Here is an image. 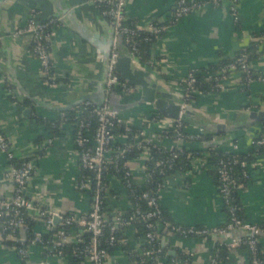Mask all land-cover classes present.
Masks as SVG:
<instances>
[{"label":"crops","instance_id":"1","mask_svg":"<svg viewBox=\"0 0 264 264\" xmlns=\"http://www.w3.org/2000/svg\"><path fill=\"white\" fill-rule=\"evenodd\" d=\"M199 4L188 15L177 20L165 33L157 37L142 66L151 73L154 81L182 100L181 82L194 70L204 69L220 60H229L236 54L249 51V66L256 73H264V0H193ZM176 0H127L126 16L135 24L146 26L152 22H169ZM234 7L237 18L231 14ZM71 16L68 14L71 13ZM35 15L37 20L56 18L49 51L57 79L54 87L48 86L42 76L39 62L30 56L31 36H12ZM65 23L59 18L65 17ZM89 34L98 36L99 43L108 40L111 29L98 8L90 0H0V129L18 160L31 159L35 170L27 196L43 207L61 215H86L90 210L89 197L75 188L80 166L74 149L70 127L63 126L64 134L51 139L44 125L34 117L48 123L59 122L60 108L73 102L80 103L88 94L102 88L107 76L106 55L96 45L80 37L70 19ZM122 52H126L124 49ZM152 62L149 66L148 63ZM13 85V92L7 88ZM217 91L199 96L194 102H185L193 113L185 125L186 132L199 135L205 131L198 126L214 128L218 124L227 128L246 120L250 111L264 110V82L246 84L239 72H228L217 84ZM13 96L12 100L10 97ZM117 96L120 104L129 108L121 112L126 120L166 148H172V139L166 116L149 119L157 111L150 104L138 103V90ZM80 106V105H79ZM78 107V106H77ZM77 107L74 109L77 110ZM30 113L26 116L25 110ZM71 110V109H70ZM197 124V125H196ZM261 130V124L223 134H213L211 142L236 152H249L251 142ZM161 135V136H160ZM118 141H125L122 135ZM188 149H197L194 141L180 143ZM41 151L40 155H37ZM233 151V150H232ZM145 160L129 162L136 183L145 181ZM8 161L0 153V198L10 199L13 182L6 177ZM250 179L238 192L241 214L249 223L264 220V154L248 162ZM110 185L116 195L107 198L114 211H124L129 203L126 191L115 178ZM160 204L171 221L184 227L217 228L225 224L227 215L213 176L206 162L193 166L189 173L175 174L165 180L160 192ZM110 213L105 212L108 218ZM38 220L37 231L46 232ZM160 238L167 256L193 254L191 264H208L209 259L223 247L218 264H247L246 248H227L225 243L235 234L183 238L165 234L159 226ZM54 232V231H53ZM76 231L68 241L75 240ZM164 233V234H163ZM244 232L238 235L244 236ZM25 233H19V236ZM71 235V233H70ZM7 242H12L9 240ZM141 243L133 229L124 233L120 247L108 253L104 264H137L133 255L139 253ZM264 256V234L259 238ZM30 254L22 260L8 243L0 245V264H67L65 258L52 255L49 249L33 245ZM132 254V255H131ZM176 261V260H175ZM80 264H91L88 260ZM173 264V263H170Z\"/></svg>","mask_w":264,"mask_h":264},{"label":"built area","instance_id":"2","mask_svg":"<svg viewBox=\"0 0 264 264\" xmlns=\"http://www.w3.org/2000/svg\"><path fill=\"white\" fill-rule=\"evenodd\" d=\"M216 2L217 0H212ZM100 11L103 18L108 20V23L114 29V42L112 45L109 63H108V73L106 80V95L112 93L123 96L126 93H131L134 91L138 92L135 87H130L128 84L121 83L117 74L114 71V65L118 56V49L116 45V40L119 36L122 37L124 50L127 52L128 56L131 57L132 63L142 69H145L138 57L137 43L141 34L159 36L166 32L168 27L174 24L177 20L188 15L194 8L199 6L193 0H176L175 8L172 14L171 20L165 23L155 24L154 22L146 25L140 26L137 24H127V20H130L126 16V4L127 0H90ZM231 14L234 18H237V12L234 7L230 8ZM57 22L56 18H49L46 22L42 20H37L35 15H32L26 25L19 28L13 36H19L22 34H29L31 36V47L29 49V54L31 57L36 59L40 64V70L44 78L45 83L50 86H55V80L57 76L54 72V66L52 63L51 54L49 51V41L53 35V31H46L47 27L52 25V27ZM133 26H132V25ZM248 53L243 52L238 56L231 58V62L225 68L231 72H237L243 74V80L248 85L253 81L264 82V73H253V70L249 66ZM149 66L152 62L148 63ZM225 69L222 70L225 72ZM191 71L186 77L187 86L191 87L195 82L192 77ZM255 76V79L253 78ZM9 93L11 91L7 88ZM182 92L183 107H185V95ZM91 104L86 102L77 107V113L87 112V105ZM93 105V104H92ZM91 112L96 118V128L93 133V149L92 150H80L75 151L77 161L79 163L80 169H86L88 171L95 172L94 175V188L92 191V197L90 198V210L86 215L75 216V215H61L56 211L50 210L43 207L41 204L30 199L27 194L29 191V184L31 177L34 173V163L32 160H23V162L17 166L10 163L15 159V155L9 145V142L3 132L0 129V153L6 157L8 161V166L6 169V177L9 178L14 184V193L10 199L0 198V245L5 242L12 240L13 242H27L28 246L25 248H15L18 255L22 260H26L30 254L29 247L37 245L42 241L41 233L34 232L32 239H26L24 236H19V233H25L28 228V222L30 221H42L46 232H53V220L55 217L59 219V223L56 226V231L52 237L51 245L44 246V248L49 249L52 255L59 258H65L62 251V247L68 242L70 237V231L68 230L72 226H75L76 235L75 241L81 242V236L83 232L91 234V239L88 245L84 246L83 250L78 251V255L84 256L91 264H104L108 252L101 248L99 239L102 236L103 229H109L108 243L110 245L117 242L116 232L119 228L123 226H128L133 221L144 220L146 223V228L149 230L141 243V251L139 256L142 258L140 264H165L164 257L161 254L162 241L158 232L153 230L154 224L149 222L150 219L159 217L161 214V204H160V192L163 189L164 182L155 190H148L142 197L146 199V204L149 211L146 214H142L138 209L133 210V214L125 220L122 217V211H113L112 220H108L102 211V206L105 202L106 188L102 183V175L106 170V166L109 163H115L119 158H123L124 154L134 148L141 150L142 155L138 158H143L145 163L151 159L150 150L151 148H163L172 154L170 159H156L154 160V167L157 169L159 174L165 173V169H169L172 166V160L178 155L173 151L174 148H180V143L186 141V136L180 133L183 122L181 120H174L166 117L168 120V126L170 131L175 132L173 136L172 148H166L157 140L146 135L143 129H138L133 132L131 128L133 127L130 120H126L121 113L114 111L108 105L107 99L104 103L96 107L94 106ZM159 118V115L154 119ZM60 121H66L65 114L62 113ZM114 125H121L124 127L125 133L122 135L126 140L128 136L132 137L130 143L125 144L123 148H117L115 150L114 158L108 157L109 145L116 142L117 137L112 133V128ZM89 129V123L84 120H80L76 125V132L73 138L75 144L79 147H83L89 139L85 136V132ZM161 136V135H160ZM198 138V136L190 135V138ZM254 139V138H253ZM256 144L259 146H264V138H259L252 140L251 144ZM237 146H232V150L225 149V154L231 155V160L228 162H220L217 173L219 178V186L217 187L218 194L221 198L222 205L227 210V219L223 226L217 228H204V227H184L181 225H174L171 229L178 233L183 238L190 237H208L211 235H223L225 233L231 232L235 236L225 243L227 248H240L242 246L246 247L249 254V260L247 264H264L261 255L263 253L259 247V238L264 234V230L254 223H249L247 221H242L237 218L235 214L236 208L230 203L232 200V193L236 190H240L244 187L242 182L235 179L231 173L230 168L233 164H239L243 169V178L247 179L249 177L248 163L246 161H240L236 158L234 153ZM201 164V159H196L193 161V166ZM124 167L129 170L125 172V176L130 178L132 176V171L129 168V163H126ZM145 180L150 178L153 173L147 172V168L144 165ZM126 187L129 192H132L130 188L129 179L125 182ZM92 187L91 181L88 179L76 181L75 188L84 193L90 190ZM238 232H244V236L238 235ZM28 240V241H27ZM218 250L215 255H213L208 264H218ZM184 260L173 261V264H191L193 254L185 255ZM264 257V256H263ZM36 264H48V262H38Z\"/></svg>","mask_w":264,"mask_h":264},{"label":"trees","instance_id":"3","mask_svg":"<svg viewBox=\"0 0 264 264\" xmlns=\"http://www.w3.org/2000/svg\"><path fill=\"white\" fill-rule=\"evenodd\" d=\"M102 10H103V8H100L99 12ZM105 20L108 22L107 19H105ZM42 21L46 22L47 20H42ZM130 23L135 24L132 20H127V24H130ZM154 23L159 24L160 22H154ZM52 29H53V27H52V25H50L47 27L46 31H51ZM161 35H159V36H161ZM159 36L146 35V34L140 35V37L138 38L139 41L137 43L138 57H139L140 61H148L149 60L148 53H149V50L151 48V45L155 42V40ZM243 52L248 53V55H249L248 60H250V52L249 51H243ZM243 52H240V53L236 54L235 56H238V55L242 54ZM230 62H231V59L220 60L217 63L208 66L207 68L194 70L192 72V77L194 78L195 82L192 84L191 87L187 86L186 80L181 82V86H182L183 91L185 93L184 95H185L186 102L187 103L194 102L199 96H205V95H208V94H211V93L217 91V89H218L217 84L220 81V79L223 78L228 72H230V70L225 69ZM224 69H225V72L222 71ZM237 72H239V71H237ZM253 73H254V71H253ZM240 74L243 77V74L242 73H240ZM118 78H119V76H118ZM253 78L255 79V76H253ZM65 80H64V78L63 79H56L55 82H61V81H65ZM119 81L121 83H124V81L121 80L120 78H119ZM130 87H132V86H130ZM8 89L11 92H13L14 86L10 85L8 87ZM10 98L12 100L14 99L13 96H11ZM93 107H94V105L88 104L87 105V108H88L87 112L82 113V114L77 113L75 109L67 110V111L63 112L65 114L66 121H60L59 120L58 123L57 122L48 123L46 121H43L41 118H38L37 116L34 117V120L37 123L45 126V128L49 132L51 139L64 134L63 126L70 127V129L72 131V138H74L75 132H76L77 122H79L80 120L87 121L89 123V129L87 132H85V136L89 139V142H86L83 147H81V146L79 147L77 144L74 143V149H75V151L92 150L94 148L92 138H93L94 130L96 128V118L94 117V115L91 114V112L88 113V110L91 111V109H93ZM158 115H163V114H161L157 111L156 113H153L149 117V119L153 120ZM260 124H261V130L254 137V139H253L254 142L256 141V139L264 138V121L260 122ZM185 125H186V123L182 124V128L180 129V133L186 136V141H192V142L194 141L195 143L199 144L200 147L197 149H188L185 146H181L180 148H174L173 151L178 156L172 160L171 168L165 169V173L159 174L157 172L158 170L155 169V167H154V160H156V159H170L172 156V154L170 152L165 151L161 147L160 148L159 147L158 148H151V150H150L151 159L145 163V166L147 168V172H151L153 174L150 178H148L147 180H145L143 183H140V184L136 183L134 181L133 176H130V178H127L125 176V172H127L129 169L124 167V165L126 163L133 161V160H136L140 155H142L141 150L134 148V149L126 152L124 154L123 158H119L115 163L107 164L106 170L103 172V175H102V183L104 185V188H106V191H107L106 196H105V202L102 206V211H103V214L105 212L110 213L109 217L107 218L109 221L112 220L114 210L110 206H108L107 198L110 196L116 195V193L114 192V189L110 185L111 178H115L119 182V184H121V186L124 188V190L126 191V196H127L129 206L126 210L122 211V217L125 220H128V218L134 213L133 212L134 209H138L142 214H146L149 211V209H148L147 204H146L147 203L146 199L143 198L142 195L145 192H147L148 190L155 191L167 178L172 177L175 174L189 173L193 168V161L196 159H202L206 162L208 172L213 176L216 187L219 186V178H218V173H217L219 163L222 161L223 162L230 161L232 159L231 155L225 154V152H224L225 149L223 147H221L219 145L214 146L213 143L211 142L213 135L208 133V132L207 133L202 132L199 135H194V137L198 136V138L191 137L193 139H187V138H190L191 134L189 132H186ZM131 130L133 132H136L138 130V128L133 126L131 128ZM112 133L116 137L123 135L125 133L124 127L121 125H114L112 128ZM174 135H175V132H173V131H169L167 133V136H169L170 138H173ZM131 141H132L131 136H128V138L125 141H118V138H117L116 142L114 144L109 145L108 157H111V159L114 158L115 150L117 148H123L125 146V144L130 143ZM40 154H41V151L38 152L37 155H40ZM234 154L236 155V158L239 159L240 161H246L248 163L250 160H252L253 157L264 154V146H259V145H256L253 143V144H251V149L249 150V152H237ZM23 160H31V159L27 158V159L18 160L15 158L10 163L19 166L23 162ZM242 172H243V169L239 166V164L231 165V168H230L231 175L235 179H237L239 182H242L245 186L250 179V173H249V177L247 179H245V178H243ZM248 172H249V170H248ZM94 175H95V172L88 171L86 169H81L80 175L77 179L78 182L81 180H86V179L91 181V185H92L91 189L84 192V194H86L89 197V199L92 197V191H93L94 184H95ZM128 179L130 182V188L132 189V192H129L128 188L125 185V182ZM238 192H239V190H236L232 193V195H231L232 200H231L230 204L236 208L235 214H236L237 218L242 220V221H246L241 214V206H240V201H239V197H238ZM90 203H91V201H90ZM223 210H224L225 214L228 215L227 210L224 206H223ZM67 215H69V214H67ZM149 222L154 224L153 230L157 231L159 236L161 234L158 231V227L164 226L165 234L169 233L171 235L181 237L178 233L174 232L171 229V227L176 225V224L171 221L170 216L168 215L166 210L163 209L162 207H161L160 216L150 219ZM37 223H38V221L28 222V228L25 232L26 239H28V240L32 239L33 233L38 232L37 231ZM146 223L147 222H145L144 220L133 221V223H131L130 225L123 226L122 228H119L115 234L116 238H117V242H115L112 245H110L108 243L109 229L108 228L103 229L102 236L99 239L101 248L105 249L109 253L112 250H114L115 248L120 247L121 243L123 241L124 233L130 229H133L134 237L137 240H139L140 243H142L144 241L146 233L149 231L146 228ZM256 225L264 230V220L259 222V223H256ZM68 230L71 233L70 236H72V234L75 230V226H72ZM53 235H54V233L51 231L42 233L41 234L42 241L40 243H38L37 245L42 246V247L50 246ZM90 239H91V234L87 233V232H83L82 236H81V242H76L75 240L72 239L71 241H68L62 247V251L65 255V260H66L67 264H80L84 261H87V259L84 256H80L77 253H78V251L83 250L84 246L89 244ZM5 243H8L9 245L16 247V248H25L28 246L27 242L22 243V242H13L12 241V242H5ZM242 247L246 248L244 246H242ZM223 250H225V249L223 247H221V250L217 254L218 260L220 259L221 252ZM139 253H135V255H133L134 261L137 264H140V261L142 260V258L139 256ZM161 254L164 257L165 264H170L175 260L176 261L177 260H184L186 258L185 255H180L177 259L170 258L169 256H167L166 250L163 249L162 247H161ZM261 259H263V261H264V257L262 255H261ZM248 260H249V254H248ZM148 264H150V262H148Z\"/></svg>","mask_w":264,"mask_h":264},{"label":"water","instance_id":"4","mask_svg":"<svg viewBox=\"0 0 264 264\" xmlns=\"http://www.w3.org/2000/svg\"><path fill=\"white\" fill-rule=\"evenodd\" d=\"M70 12L71 13H69L68 16L69 15L71 16L72 11ZM70 20L74 24L75 31L80 37H82L88 43L96 45L101 51L105 53L107 59V65H108L112 45L114 42L113 27L110 24H108L111 29L110 36L108 40L106 39L99 43V39L97 35L89 34L82 26L76 24L74 19L71 18ZM59 21L61 23H65L66 16L59 18ZM116 45L118 49V56L116 59V63L114 65V71L119 76V78L123 80L126 84L135 87L139 90L140 97L138 103L150 104L154 107L156 111L163 114L164 116L174 120L179 119L183 123L188 124L189 120H187V118L193 115V113L186 106L183 107V101L175 100L174 95L170 93L166 87L161 86L160 84H157L156 81H154L153 77L151 76V73L148 70L139 68L132 63L131 57L128 56L127 52H122L124 46L121 36L117 38ZM106 80H107V76L105 79V83L103 84V87L98 88V90L93 92L92 94L86 95L84 99L81 100L80 103L73 102L68 106L60 108L59 110L67 111L70 109H74L75 107L82 105L86 102H89L94 106L99 107L104 103L106 99L109 107L116 112L121 113L127 108H129L128 105L119 103L116 94L112 93L108 96L106 95ZM29 113H30L29 109H26L24 112L26 116ZM262 121H264V110H256V111L248 112L246 120L244 122L240 124H236L230 128L229 127L227 128L225 125L222 124H218L214 128H208L202 125L198 127L210 133L220 135L231 130H240L247 127H251L252 125L256 123H260ZM213 145L216 146V144L214 143ZM58 223H59V219L55 217L53 220L52 231H56V226L58 225Z\"/></svg>","mask_w":264,"mask_h":264}]
</instances>
